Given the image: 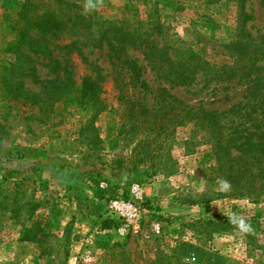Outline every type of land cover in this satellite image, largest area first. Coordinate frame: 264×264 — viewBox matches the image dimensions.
<instances>
[{"label":"rangeland","instance_id":"obj_1","mask_svg":"<svg viewBox=\"0 0 264 264\" xmlns=\"http://www.w3.org/2000/svg\"><path fill=\"white\" fill-rule=\"evenodd\" d=\"M235 1L93 0L87 7L88 0H7L0 19V77L11 85L0 82V264H264V196H223L226 185L205 161L208 146L194 142L200 135L192 124L166 120L174 108L149 122L152 114L140 106H158V87L223 110L240 98L242 84L197 74L192 85L171 87L129 50L148 89L120 90L105 48L69 44L79 34L78 26L69 30L74 15L128 14L157 19L159 44L229 63ZM244 10L251 15L244 28L264 34V0H246ZM86 76L98 87L96 101L79 100ZM132 182L143 191L141 215L123 228L107 200ZM34 221L37 240H22Z\"/></svg>","mask_w":264,"mask_h":264},{"label":"trees","instance_id":"obj_2","mask_svg":"<svg viewBox=\"0 0 264 264\" xmlns=\"http://www.w3.org/2000/svg\"><path fill=\"white\" fill-rule=\"evenodd\" d=\"M245 1H235L238 9L237 39L232 42L233 57L229 63L213 64L191 51L159 44L157 36L161 34L162 25L157 19L145 22L138 16L128 14L118 19L99 17L97 20H92L89 15H74L72 19L69 18V30L78 26L74 31L79 34L77 40L69 44H78L91 50L105 48L106 58L113 67L112 79L120 90L127 85L145 93L148 89L142 77L141 64L129 54V50L138 51L140 61L145 62L158 80L171 87L190 86L197 74L216 81L235 80L242 84L240 98L223 110L208 109L200 103L188 104L158 87L154 91H163L165 94L161 92L155 95L158 103L156 108L148 109L144 104L139 105L144 114H152L149 122L164 114L161 109L168 108L165 113L175 109L172 117L166 120L175 119L180 125L190 123L199 133L200 136L194 142L208 146L204 158L208 160L209 166L212 165L215 176L224 181L226 186L223 196L257 202L264 196V65L261 63L264 60V34L252 37L244 28L246 21L251 19V15L244 10ZM52 21H55L54 18ZM0 82L11 86L5 76L0 77ZM97 91L95 82L86 76L78 87L79 100L96 101ZM11 97L31 98L24 93H12ZM101 107V104L98 105L96 111ZM156 127L159 129V126ZM39 230L40 227L34 221L31 227L23 230L21 239L37 240Z\"/></svg>","mask_w":264,"mask_h":264},{"label":"built area","instance_id":"obj_3","mask_svg":"<svg viewBox=\"0 0 264 264\" xmlns=\"http://www.w3.org/2000/svg\"><path fill=\"white\" fill-rule=\"evenodd\" d=\"M143 191L137 182H132L126 188L124 195L113 196L107 200V209L120 222L123 228L134 227L141 215ZM157 229V226L155 227Z\"/></svg>","mask_w":264,"mask_h":264},{"label":"crops","instance_id":"obj_4","mask_svg":"<svg viewBox=\"0 0 264 264\" xmlns=\"http://www.w3.org/2000/svg\"><path fill=\"white\" fill-rule=\"evenodd\" d=\"M6 6H7V0H0V19H1V14L3 13Z\"/></svg>","mask_w":264,"mask_h":264},{"label":"clouds","instance_id":"obj_5","mask_svg":"<svg viewBox=\"0 0 264 264\" xmlns=\"http://www.w3.org/2000/svg\"><path fill=\"white\" fill-rule=\"evenodd\" d=\"M87 7H95V4H93V0H88Z\"/></svg>","mask_w":264,"mask_h":264}]
</instances>
